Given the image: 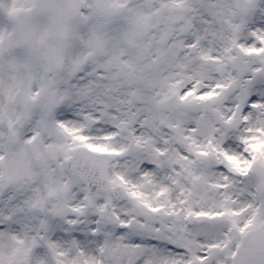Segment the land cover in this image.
I'll list each match as a JSON object with an SVG mask.
<instances>
[{
	"label": "snow or ice",
	"instance_id": "6c2138e0",
	"mask_svg": "<svg viewBox=\"0 0 264 264\" xmlns=\"http://www.w3.org/2000/svg\"><path fill=\"white\" fill-rule=\"evenodd\" d=\"M0 264H264V0H0Z\"/></svg>",
	"mask_w": 264,
	"mask_h": 264
}]
</instances>
